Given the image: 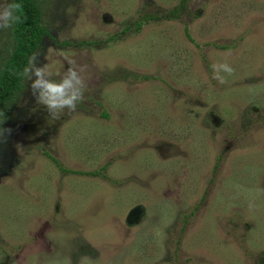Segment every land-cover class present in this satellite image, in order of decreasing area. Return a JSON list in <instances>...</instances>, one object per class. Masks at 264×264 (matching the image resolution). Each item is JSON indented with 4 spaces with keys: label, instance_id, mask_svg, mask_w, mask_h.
Listing matches in <instances>:
<instances>
[{
    "label": "rangeland",
    "instance_id": "rangeland-1",
    "mask_svg": "<svg viewBox=\"0 0 264 264\" xmlns=\"http://www.w3.org/2000/svg\"><path fill=\"white\" fill-rule=\"evenodd\" d=\"M41 6L84 99L53 119L25 79L0 111V264H264V0Z\"/></svg>",
    "mask_w": 264,
    "mask_h": 264
},
{
    "label": "clouds",
    "instance_id": "clouds-1",
    "mask_svg": "<svg viewBox=\"0 0 264 264\" xmlns=\"http://www.w3.org/2000/svg\"><path fill=\"white\" fill-rule=\"evenodd\" d=\"M19 3L0 0V30L11 28L19 21L17 13L21 10ZM68 65L66 71L58 81L51 79L53 75L47 64L39 63V54L33 55L28 66L23 70L24 78L29 82L31 93L36 102L47 109L48 115L56 119L64 111L74 112L78 102L84 99L85 81L81 76L83 69L77 64L76 59L66 53H58ZM223 71L231 74L233 69L227 64L219 66ZM223 83V78H220ZM10 130L0 129V138Z\"/></svg>",
    "mask_w": 264,
    "mask_h": 264
},
{
    "label": "trees",
    "instance_id": "trees-1",
    "mask_svg": "<svg viewBox=\"0 0 264 264\" xmlns=\"http://www.w3.org/2000/svg\"><path fill=\"white\" fill-rule=\"evenodd\" d=\"M42 1L12 0L13 3L22 5V8L17 13L20 17L19 21L14 23L10 30L11 40L9 43L11 46L13 44L12 50L0 65V111L6 109L7 105L13 101L14 96L23 90L22 84L25 80L23 70L28 66L29 59L40 49L44 37L48 35V29L43 25ZM185 1L189 2L190 0ZM178 10L176 9V11ZM176 11L168 18L171 20L180 18L181 14H177ZM142 20L143 22H158L160 18L146 15ZM142 25V22H139L137 30ZM143 79L147 80L148 78L143 77ZM103 116L109 117L108 115Z\"/></svg>",
    "mask_w": 264,
    "mask_h": 264
},
{
    "label": "water",
    "instance_id": "water-1",
    "mask_svg": "<svg viewBox=\"0 0 264 264\" xmlns=\"http://www.w3.org/2000/svg\"><path fill=\"white\" fill-rule=\"evenodd\" d=\"M139 213H140V212H139ZM139 213H138V211H132L131 216H132V215H138Z\"/></svg>",
    "mask_w": 264,
    "mask_h": 264
},
{
    "label": "flooded vegetation",
    "instance_id": "flooded-vegetation-1",
    "mask_svg": "<svg viewBox=\"0 0 264 264\" xmlns=\"http://www.w3.org/2000/svg\"><path fill=\"white\" fill-rule=\"evenodd\" d=\"M127 223H128V224H131L132 222H131V221H129V220L127 219Z\"/></svg>",
    "mask_w": 264,
    "mask_h": 264
}]
</instances>
